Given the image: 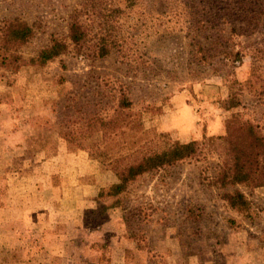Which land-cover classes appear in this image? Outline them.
Instances as JSON below:
<instances>
[{
  "label": "rangeland",
  "instance_id": "374dc122",
  "mask_svg": "<svg viewBox=\"0 0 264 264\" xmlns=\"http://www.w3.org/2000/svg\"><path fill=\"white\" fill-rule=\"evenodd\" d=\"M133 1L0 0V26L16 19L32 28L16 50L24 60L51 38L65 39L67 17L83 2L102 14L120 7L123 44L121 53L94 57L89 21L81 52L68 46L44 66L16 71L0 64V264H264V187H237L247 216L227 207L206 183L214 156L137 177L115 206L104 196L115 182L108 159L122 151L86 124L111 114L117 81L140 121L122 140L136 153L221 135L235 114L264 129V95L256 97L264 59L253 46L264 36L230 34L239 28L232 21L201 29L198 0ZM231 48L243 49L234 67L220 55ZM227 71L243 108H221Z\"/></svg>",
  "mask_w": 264,
  "mask_h": 264
},
{
  "label": "trees",
  "instance_id": "16d2710c",
  "mask_svg": "<svg viewBox=\"0 0 264 264\" xmlns=\"http://www.w3.org/2000/svg\"><path fill=\"white\" fill-rule=\"evenodd\" d=\"M126 2L125 7L134 4L133 0H126ZM84 4L86 3H81L80 9H74L68 15L65 39L51 38L46 46L27 60L18 56L16 50L31 39L33 35L31 26L16 19L3 23L0 26V64L16 71L19 66L26 64L44 66L63 55L68 46L81 52L89 33L87 30L89 21L92 25V36L95 39L92 55L103 58L111 50L121 53L123 44L118 39L119 34H116L118 23L115 21L118 17L116 14L119 15L122 12L120 7L113 5L106 14H102L95 3ZM195 4L202 12L198 15L201 29L207 30L208 27L214 29L232 21L238 23L239 28L236 31L232 27L230 34L243 37L264 36V0H198ZM87 6L90 9H86ZM217 31L222 29L217 28ZM263 43L264 39L259 38L253 44L256 47V53L262 59H264L263 51L257 48H263ZM224 50L220 52V55L228 67H234V64L240 63L243 56L242 48ZM201 61H205V58L201 57ZM231 75L232 73L227 71L222 76L223 80L229 83L226 85L227 95L221 106L224 111L243 108L240 95L231 89L232 85L236 84ZM227 77H231L230 81L226 79ZM116 87L117 95L111 114L101 118L92 115L86 124L88 133L100 132L104 137L116 142V151H122L117 156L109 158L107 163L115 177V182L107 186L104 196L113 199L112 206H115L119 195L125 191L129 183L143 174L186 160L199 161L214 156L218 164L206 183L209 187L221 191L219 198L227 207L247 216L250 208L249 201L237 187L252 189L264 187V129L258 123L241 119L235 114L224 121L221 135L202 136L199 141L190 140L184 143L174 141L168 148L159 152L136 153L124 146L122 140L139 131L140 121L131 111V101L127 97L124 84L117 81ZM261 88L264 90V83ZM110 90L113 89L110 88ZM110 92L106 91L105 95ZM262 94L264 95L263 91L258 92L256 97L260 98Z\"/></svg>",
  "mask_w": 264,
  "mask_h": 264
},
{
  "label": "crops",
  "instance_id": "0c3cea01",
  "mask_svg": "<svg viewBox=\"0 0 264 264\" xmlns=\"http://www.w3.org/2000/svg\"><path fill=\"white\" fill-rule=\"evenodd\" d=\"M44 190L46 192H50V188L49 187H45ZM39 191L42 193L43 192V189L42 190L39 189ZM69 212H73V209H70L68 211H63L62 213H60V215H61V217H64L65 218L66 217V214L69 213Z\"/></svg>",
  "mask_w": 264,
  "mask_h": 264
}]
</instances>
